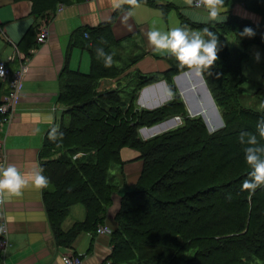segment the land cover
Instances as JSON below:
<instances>
[{"label": "trees", "instance_id": "obj_1", "mask_svg": "<svg viewBox=\"0 0 264 264\" xmlns=\"http://www.w3.org/2000/svg\"><path fill=\"white\" fill-rule=\"evenodd\" d=\"M34 1L36 12L50 19L55 3L64 0ZM224 2L242 3L264 18V0ZM262 25L231 15L226 23L202 26L219 38L217 60L201 71L224 119L214 131L201 116L189 115L174 81L188 69L175 58L163 73L172 98L161 106L135 105L139 91L158 81L156 76L139 75L130 104L123 100L124 91H98L101 77L117 74L106 64L110 36L99 33L92 72L66 70L61 76L63 115L58 128L48 133L42 153L43 174L49 180L44 201L58 243L71 245L83 228L96 231L105 221L118 186L111 169L115 165L123 169L122 149L131 147L140 152L144 169L134 188L123 195L112 231L111 264H247L255 257L264 264V185L254 192L241 187L253 171L245 150L258 149L264 160V135L258 128L264 109L243 103L240 107L236 100L224 108L222 101L225 92L232 98L243 95L246 56L231 48L227 35L233 33L244 46L257 44L264 50ZM245 27L255 34L242 35ZM176 116L182 123L147 139L141 135L142 127ZM252 136L255 144L248 143ZM59 144L69 152L57 150ZM76 203L86 205L87 219L64 232L62 222Z\"/></svg>", "mask_w": 264, "mask_h": 264}, {"label": "crops", "instance_id": "obj_2", "mask_svg": "<svg viewBox=\"0 0 264 264\" xmlns=\"http://www.w3.org/2000/svg\"><path fill=\"white\" fill-rule=\"evenodd\" d=\"M62 2L64 7L59 9ZM35 7L38 6L34 0H0V60H8L17 53L28 56L14 119L4 127L8 131L6 166L15 165L25 178L33 171L40 170L34 167L36 164L44 171L42 153L46 137L52 129L58 128L64 110L60 101L63 72H92L93 49L98 36H110L112 44L108 54H111L112 62L108 65L117 74L101 77L97 90L129 91V87L137 85L139 75L156 76L159 77L158 81L140 91H153L155 96L151 94L147 101L159 105L166 102L165 91L172 97L163 73L171 67L175 57L156 50L149 41V31L159 29L167 32L174 27L191 25L203 32L202 26L226 23L231 15L246 17L249 14L253 17L255 14L242 3L232 5L224 2L222 15L217 21H210L205 7H196L194 2L189 5L187 0H121V6L116 9L112 7V0H64L55 3L50 19L36 12ZM43 22L49 24L52 33L45 42L38 43L37 34ZM228 36L235 34L227 35L229 42ZM8 64L15 70L24 63L20 58ZM194 72L188 69L175 76L179 90H185L183 82H180L185 79L195 86L191 79ZM183 90L181 94L187 103ZM8 91V81L0 78V100ZM187 108L193 116L195 110L189 105ZM202 114L209 123L210 118L205 111ZM139 157L138 150L125 147L122 149L123 169L116 165L111 170L118 186L112 195L105 221L98 225H107L111 232L99 233L85 227L71 245H63L56 240L46 210L44 188H36L29 181L19 195L3 191L5 202L0 207L10 226L6 264H62L63 256L68 253L80 256L83 264H111L112 231L117 225L116 216L123 195L134 188L144 169V161ZM122 170L124 179L121 178ZM86 219V205L73 204L62 222V230L68 232Z\"/></svg>", "mask_w": 264, "mask_h": 264}, {"label": "clouds", "instance_id": "obj_3", "mask_svg": "<svg viewBox=\"0 0 264 264\" xmlns=\"http://www.w3.org/2000/svg\"><path fill=\"white\" fill-rule=\"evenodd\" d=\"M194 0H187L192 5ZM224 0H195L196 7H205L210 21H217L224 12ZM121 6V0H112L113 9ZM204 35L200 32H192L188 28L180 26L169 29L167 32H161L159 29H153L148 32V38L154 48L164 54H170L176 58L178 63L196 72L212 66L217 60L219 38L216 32L205 27ZM255 33L252 28L245 27L242 35L249 37ZM259 59V54H257ZM112 57L108 56L106 64H111ZM0 75H3L0 72ZM261 135H264V121L258 124ZM249 144H255L256 138L252 136L248 140ZM256 148L248 147L245 150V159L248 164L252 165L253 171L250 173L251 179H244L241 187L255 191L258 187L264 185V160H261ZM39 168L33 171L27 178L20 172L15 165H0V191L19 195L31 181L36 188H45L49 186L48 178L43 174L40 165H34ZM62 264H70L65 258Z\"/></svg>", "mask_w": 264, "mask_h": 264}, {"label": "rangeland", "instance_id": "obj_4", "mask_svg": "<svg viewBox=\"0 0 264 264\" xmlns=\"http://www.w3.org/2000/svg\"><path fill=\"white\" fill-rule=\"evenodd\" d=\"M246 17L251 18L255 22H262V24L264 25V18H261L257 14H254L253 17H250L249 14H248V16H246ZM186 28H188L192 32H200L202 35H204L201 29H197V28H195V27H193L191 25H187ZM228 38H229V44H230L231 48L234 51H236L237 50L236 48H238V49H240L242 52H244L246 54V56H245V58H244V60L242 62V70H243V74H244L245 78L243 80L242 91H241V93H243V95L242 96H237V98L236 97L232 98V97L228 96L227 93L225 92V95L222 97V101L225 103L223 105V107L226 106V104H228V103H232L233 101L235 102V100H236L237 105L239 104L240 107H241V105L243 103L244 105H248V106H251L253 108L262 110V109H264V50L262 49L261 46H259L257 44H251L248 47H244L239 42V40L237 39V36H228ZM257 54H259V59H257ZM14 58H16V59L14 61L12 60L11 62H15L16 60H18V59H20L22 57L17 55V56H14ZM26 66H28V65L26 64ZM201 76H202V74L200 72H194L192 77H191V79L196 83L195 84L196 89H194L195 91L199 89L197 86L199 85V81L201 80ZM180 82L181 83L183 82L182 87L183 86H185V87L188 86L190 88V81L188 79L182 80ZM151 88H154V87L152 86ZM182 90H183V88H182ZM182 90H179V92L182 93ZM184 91H188V90L185 89ZM189 91H191L190 92L191 96H193V99L191 98L192 102H193V100H195V104H193V105L190 104L189 103L190 100L188 98L191 97V96H189L188 92L186 94H184V98L187 101L189 107L193 111L194 110H201L202 108L200 109V107H202V106L200 105L198 99L195 98L193 89L190 88ZM135 92H136L135 88H131V87H129V91H124L122 97H123V100L125 101V103L128 102L130 104L131 98L135 95L134 94ZM236 92H238V94H239L240 91H236ZM152 93H153V91H149V90L139 91L138 97L135 100V105L139 106L141 108H144V105H147V106L151 105L152 103H149L147 101V99L151 98V94ZM157 93L162 94L161 91H157ZM200 93L202 95V99H203L204 104H205L204 106H207V107L209 106V107L212 108V105H211L212 102L211 101L209 102V97H208L206 91L204 90V88H200ZM165 94H166L165 100L167 102L172 97H171V95H170V93L168 91H165ZM152 95L155 96V94H152ZM152 99H154V97H152ZM153 102H154V100H153ZM187 103H186V105H187ZM163 104H159L158 105L157 103H155V104H152L151 106L145 107V108L154 109V108H156L158 106H161ZM213 104L216 105L217 102L214 100ZM129 107L130 106H127L125 111H128L127 109H129ZM132 107L136 110V107H134L133 103H132ZM216 107H217L218 113H217V111L215 113V110L213 108L211 109L212 110L211 117H213L212 124L208 123L206 117L204 116L205 114L195 115V111H194V113L193 112L192 113H193V116H201V118L204 119V121L208 125L209 129L211 131H214L215 129H218L219 127L224 125V119L222 117V110H221V108L219 106L216 105ZM131 110H133V109H131ZM218 114L221 116V121L222 122H220ZM189 115H190V113H189ZM173 120H174V118H170V119H168V120H166L164 122L166 123V122L173 121ZM173 123L174 124L175 123L180 124V121H178V119H177V121H174ZM174 124H172V125H174ZM159 125H160V123H158L156 125H152L149 128L146 127V126L142 127L140 129V133H141V135L144 138H149V137H151V136H153L155 134H158V133H160L162 131H165V130L169 129V128H167V129L164 128V130H161V131L151 132V128L152 127L159 126ZM168 127H170V126H168ZM170 128H172V127H170ZM7 133H8V131H7ZM49 142H53L52 138H51V140ZM57 146H58V148H56V147H54V148H56L57 150H60V151H64V152L66 151L67 153L69 152V150H65V147L61 146V144H59ZM54 148H53V152H54ZM82 154L83 153H81L80 155H82ZM92 154L93 153H90V155H92ZM8 227H9V232H10V226H8ZM9 242H10V237H9ZM70 254H72V253H70ZM247 264H260V260L255 257L254 259L249 261Z\"/></svg>", "mask_w": 264, "mask_h": 264}, {"label": "built area", "instance_id": "obj_5", "mask_svg": "<svg viewBox=\"0 0 264 264\" xmlns=\"http://www.w3.org/2000/svg\"><path fill=\"white\" fill-rule=\"evenodd\" d=\"M195 5V0H194ZM59 9H63L64 4L61 3L59 5ZM203 7V6H201ZM52 30L48 23L43 22L39 26L38 34H37V42L43 43L48 37L51 35ZM88 36L89 33H86ZM37 48V47H36ZM33 49L31 52L33 53L35 50ZM21 56L23 60V65H21L18 69L12 70L9 66V61H14L16 58L14 56ZM13 54L9 57L8 60H0V72L3 75H0V78L3 81H8L9 83V91L5 94L0 100V165L6 166L8 152H7V132L4 130V127L8 125L14 118L15 115V105L20 96L21 84L25 78L27 66L25 64V59H28L27 55L17 53ZM178 119L180 123H182V117L176 116L174 119ZM178 124V123H177ZM5 202V197L3 191H0V205H3ZM9 223L7 216L2 207H0V264H6L5 257L9 242ZM97 232L99 233H110L111 229L107 225H101L97 228ZM67 259L70 264H83V259L75 254H65L63 256V260Z\"/></svg>", "mask_w": 264, "mask_h": 264}, {"label": "bare ground", "instance_id": "obj_6", "mask_svg": "<svg viewBox=\"0 0 264 264\" xmlns=\"http://www.w3.org/2000/svg\"><path fill=\"white\" fill-rule=\"evenodd\" d=\"M198 83V82H197ZM196 84V83H195ZM184 87V89H186V90H188V91H185L186 93L188 92L189 93V96H191V91H189L190 90V88L191 89H193V91H194V96H195V98H197L198 99V101H199V103H200V105L202 106V107H200V109L201 110H195V113L197 112L198 114H202L204 111L206 112V114H207V117H209L210 119V121H209V123L210 124H212V119H213V117H211V115H212V108L215 110V113H216V111H217V107H216V105H214L213 103H214V98H213V95H212V93H211V91H210V89H209V87H208V85H207V83H206V81L204 80V77L203 76H201V80L199 81V85L197 86L199 89L198 90H194V89H196V87L195 86H192V84H190V88L187 86V87H185V86H183ZM200 88H204V90L206 91V93H207V95H208V97H209V102L211 101L212 102V108L211 107H207V106H204L205 104H204V101H203V99H202V95H201V93H200ZM184 91V90H183ZM193 93V92H192ZM191 98L193 99V96H191V97H189L188 99L190 100V104H195V100H193V102H192V100H191ZM197 109V108H196ZM217 113H218V111H217ZM219 115V114H218ZM205 116V115H204ZM219 120H220V122H222L221 121V116L219 115ZM174 121H177V119L175 118L173 121H169V122H166V123H164V124H162V125H159V126H155V127H152L151 128V132H157V131H161V130H164V128L165 129H167V128H170V127H174V126H176L177 124H174L173 122ZM207 121H208V119H207ZM172 124H174V125H172ZM168 126H170V127H168ZM223 126V125H222ZM149 128V127H148Z\"/></svg>", "mask_w": 264, "mask_h": 264}, {"label": "water", "instance_id": "obj_7", "mask_svg": "<svg viewBox=\"0 0 264 264\" xmlns=\"http://www.w3.org/2000/svg\"><path fill=\"white\" fill-rule=\"evenodd\" d=\"M165 122L160 123V125L164 124ZM155 127V126H154Z\"/></svg>", "mask_w": 264, "mask_h": 264}]
</instances>
